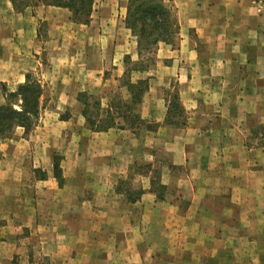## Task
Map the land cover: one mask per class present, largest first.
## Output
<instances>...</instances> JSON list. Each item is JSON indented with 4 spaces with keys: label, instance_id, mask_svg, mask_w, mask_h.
<instances>
[{
    "label": "crops",
    "instance_id": "1",
    "mask_svg": "<svg viewBox=\"0 0 264 264\" xmlns=\"http://www.w3.org/2000/svg\"><path fill=\"white\" fill-rule=\"evenodd\" d=\"M161 1L179 27L132 106L142 122L98 130L81 94L127 85L129 0H96L88 23L0 0V105L28 77L43 87L33 130L0 137L5 264H264V0Z\"/></svg>",
    "mask_w": 264,
    "mask_h": 264
},
{
    "label": "trees",
    "instance_id": "2",
    "mask_svg": "<svg viewBox=\"0 0 264 264\" xmlns=\"http://www.w3.org/2000/svg\"><path fill=\"white\" fill-rule=\"evenodd\" d=\"M47 5L66 7L71 12V19L78 23H88L96 0H37ZM126 25L129 27L138 40V51H151L158 43L172 42L178 31V22L171 7L161 0H129L126 16ZM145 82V81H144ZM143 79L136 83L128 81L127 88L132 99L125 103L126 114L123 115L124 124L119 126L134 128L142 119L133 112L132 106L142 99L145 92ZM144 88V89H143ZM43 87L37 79L27 78L26 82L20 84L15 91L9 92L6 96V103L0 105V137H8L17 126H23L25 133H28L35 126L36 120L41 112V95ZM175 97V96H174ZM88 95L81 94V100L85 104L84 113L92 128L102 130L114 126L117 121L111 116L109 121L93 119L89 113ZM96 103V102H95ZM19 106V107H16ZM109 106V110H111ZM171 116L179 111L182 114L183 108L180 102L170 101ZM109 112V111H108ZM110 113V112H109ZM170 119L169 117L167 119ZM178 123V122H177ZM180 123H184L180 122ZM118 124H120L118 122ZM55 173L60 177L58 165L55 163Z\"/></svg>",
    "mask_w": 264,
    "mask_h": 264
},
{
    "label": "rangeland",
    "instance_id": "3",
    "mask_svg": "<svg viewBox=\"0 0 264 264\" xmlns=\"http://www.w3.org/2000/svg\"><path fill=\"white\" fill-rule=\"evenodd\" d=\"M171 7L170 5H168ZM172 8V7H171ZM124 64H121L122 66H126L127 73L121 77V83H126L128 81H136L138 79H143L144 84L142 85L145 88V92L147 89H149L150 80L156 78L157 74V48L152 47L151 51H142V54H139L136 59L132 57H125L123 58ZM125 68V67H124ZM112 72V71H111ZM107 76H109V72L107 71L105 73ZM113 84L108 85H101L99 88L94 90V93L88 95V113L89 115L96 120H103V121H109V117L113 118V120L123 123V115L126 114L125 111V103L129 102L132 97L129 93V90L127 88V85H122V88H113ZM153 86V84H152ZM174 84L172 83L169 88H167V99L170 101H176L180 102L179 97L177 96L176 91L174 90ZM144 89V88H143ZM144 92V93H145ZM175 96V97H174ZM96 102V103H95ZM109 106L112 107L109 110ZM110 113H109V112ZM177 113L173 112V115L170 116V119H175L176 122L180 123L185 120V113L182 111V114H179V111L176 110ZM169 117V115H168ZM168 119V118H167ZM151 127H155L156 123L151 122ZM33 130V129H32ZM16 131V130H15ZM15 131L13 133H15ZM261 132V130H260ZM14 135V134H13ZM12 135V136H13ZM56 165L60 164V156H56ZM149 169L153 171L152 175L155 177L154 182L157 183L160 182L161 175L159 176L157 174V171H160L161 173V167L158 168V164L156 163H149ZM183 169V168H182ZM160 177V178H159ZM137 183L136 181H132L131 185H135ZM161 185V184H160ZM132 186V187H133ZM161 187V186H160ZM136 189V188H133ZM160 190H163V187L160 188ZM165 192H167V189H164ZM136 192L132 193V196H137L138 192L137 190H134ZM164 192V193H165ZM0 261L4 262L5 257L0 259ZM5 264V262H4ZM28 264H49L47 262V259L43 256L38 255L35 259L32 257V260L29 261Z\"/></svg>",
    "mask_w": 264,
    "mask_h": 264
}]
</instances>
